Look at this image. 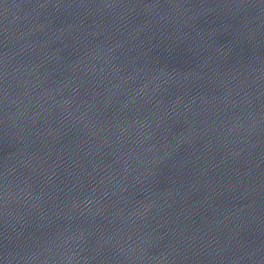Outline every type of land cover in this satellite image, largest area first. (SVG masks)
<instances>
[{"label":"water","instance_id":"95a60500","mask_svg":"<svg viewBox=\"0 0 264 264\" xmlns=\"http://www.w3.org/2000/svg\"><path fill=\"white\" fill-rule=\"evenodd\" d=\"M0 264H264V0H0Z\"/></svg>","mask_w":264,"mask_h":264}]
</instances>
